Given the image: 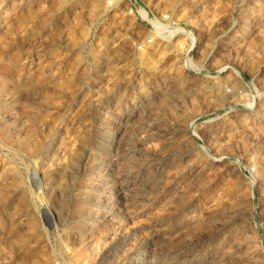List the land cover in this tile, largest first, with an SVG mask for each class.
I'll return each mask as SVG.
<instances>
[{
    "label": "rangeland",
    "instance_id": "obj_1",
    "mask_svg": "<svg viewBox=\"0 0 264 264\" xmlns=\"http://www.w3.org/2000/svg\"><path fill=\"white\" fill-rule=\"evenodd\" d=\"M0 264H264V0H0Z\"/></svg>",
    "mask_w": 264,
    "mask_h": 264
},
{
    "label": "built area",
    "instance_id": "obj_2",
    "mask_svg": "<svg viewBox=\"0 0 264 264\" xmlns=\"http://www.w3.org/2000/svg\"><path fill=\"white\" fill-rule=\"evenodd\" d=\"M129 12L141 17L146 16L143 15L145 12L140 10L135 4L130 6ZM149 26L150 33L143 41L139 42V49L154 44L156 39L160 41L167 40L175 29H177L178 34H186L188 32L187 30L178 27L179 25L177 21L171 17L169 13H164L158 16V18L155 17L154 19H150ZM228 91H230V89H228Z\"/></svg>",
    "mask_w": 264,
    "mask_h": 264
},
{
    "label": "bare ground",
    "instance_id": "obj_3",
    "mask_svg": "<svg viewBox=\"0 0 264 264\" xmlns=\"http://www.w3.org/2000/svg\"><path fill=\"white\" fill-rule=\"evenodd\" d=\"M96 11V3L95 2H91L90 4H89V13L90 14H94V12ZM143 15H145V13H143ZM186 34H190L189 32H187ZM185 34V35H186ZM177 35H179L178 33H177V29H175V30H173V32H172V34L170 35V37L167 39V40H170V39H172V38H174V37H177ZM194 44H195V40L194 39H192V43H191V47H194ZM195 66V65H194ZM2 199V198H1ZM45 213V212H44ZM46 214H48V215H52V212L50 211V210H46Z\"/></svg>",
    "mask_w": 264,
    "mask_h": 264
}]
</instances>
